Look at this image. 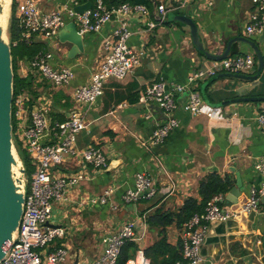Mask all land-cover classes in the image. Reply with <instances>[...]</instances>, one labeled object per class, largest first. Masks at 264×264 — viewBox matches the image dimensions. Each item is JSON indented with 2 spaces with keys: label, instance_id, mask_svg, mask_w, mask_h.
<instances>
[{
  "label": "crops",
  "instance_id": "1",
  "mask_svg": "<svg viewBox=\"0 0 264 264\" xmlns=\"http://www.w3.org/2000/svg\"><path fill=\"white\" fill-rule=\"evenodd\" d=\"M85 1L78 2L82 5ZM119 1L123 0H109L114 3ZM136 2L149 10L148 21H159L160 6H164L168 14L191 18L205 51L210 55L220 56L231 39L245 38L257 42L264 58V43L258 42L261 35L248 37L245 31L248 16L255 10L251 0H222L218 6L215 3L209 6L207 0H193L184 7H180V0ZM63 3L64 0H48L42 6L46 10H54L62 7ZM114 5L111 7L117 8ZM72 22L68 20L66 26ZM66 26L59 36L63 31L69 35ZM116 26V23H111L97 33L84 35V53L74 59L68 57L72 48L70 43L63 44L64 49L59 53L55 52V67L71 68L75 79L70 87L51 89L49 85H44L43 90H48L53 103L50 113L53 121L60 122L54 119L58 110L63 109L61 115L66 121L76 109L74 90L87 84L101 66L104 43L113 37ZM128 28L133 33L129 46L146 53L142 64L125 79L108 81L104 95L86 117L87 130L77 136L76 142L79 151L90 146L101 148L111 168L95 171L78 156L55 169V176L80 172L85 176L81 184L69 189L66 203L54 205L49 223L50 226L67 229L66 237L56 240L53 248H66L69 263L89 264L99 259L104 252L103 238L117 233L128 221L136 223L137 240L134 243L139 246L138 249L145 251L159 239V229L150 227L146 222L147 213L141 212L145 203L134 205L123 201L125 192L135 187L138 173L151 175L158 188L156 200L166 211L180 210L191 198L201 202L200 183L213 172L221 177L232 176L234 186L236 172L240 173L243 189L236 204L229 205L232 201L228 202L231 207L247 201L251 189L259 187L263 180L254 167L264 157V132L256 122L260 105L264 102H239L222 107L221 114L229 116V120L192 117L178 110L175 119L180 125L171 131L164 143L144 145L152 136L156 124L166 121L167 116L156 105H151L148 113L139 103L142 93L159 80L184 84L191 72L210 65L214 60L196 50L190 28L180 22L164 23L146 31V20L130 16ZM59 43L58 38L54 49H59ZM253 52L248 44L236 42L230 56ZM258 67L250 75H257L253 81L220 76L201 83L199 92L203 97L204 89L209 101L215 105L244 97H264V68L258 73ZM222 74L228 73L219 75ZM234 112H238V116H232ZM110 187L115 188L110 201L107 204L97 202V198ZM182 228L176 225L168 228L171 245L182 242ZM203 255L217 264H264L263 219L253 214L214 224L203 246Z\"/></svg>",
  "mask_w": 264,
  "mask_h": 264
},
{
  "label": "built area",
  "instance_id": "2",
  "mask_svg": "<svg viewBox=\"0 0 264 264\" xmlns=\"http://www.w3.org/2000/svg\"><path fill=\"white\" fill-rule=\"evenodd\" d=\"M14 1V0H13ZM16 16L22 30L21 41L30 45L33 41H41L44 46L30 59L17 62L19 79H33L34 92L23 91L15 95L12 103L13 144L18 153L21 166L26 170L18 147L30 159L33 171L25 173L24 211L16 236L7 248V254L0 264H81L69 263V252L64 247L53 248L55 241L64 239L67 229L62 226H50L55 204L68 201L70 188L76 187L85 176L83 172L68 176H55V169L63 166L69 159L81 157L83 163L92 166L93 170L101 171L108 167V157L104 151L90 146L79 151L76 146L77 136L87 130L86 117L90 109L104 95L109 80H123L136 68L140 67L145 56L142 50L129 46L128 41L133 35L128 28V18L139 16L146 20V31L164 24L167 20V9L158 8L159 21H148L149 10L144 5L123 4L109 9L103 0H86L91 8L84 13L75 12L78 0H64L62 7L46 10L43 3L48 0H15ZM193 0H180V7ZM255 11L247 19L245 31L248 37L262 35L264 32V0H251ZM209 6L213 0H207ZM84 3V4H85ZM83 5V4H82ZM72 20L81 36L101 31L106 25L116 23L113 37L104 43L105 54L101 66L91 75L90 81L74 90L76 109L64 122L53 121L51 118L52 101L48 90L70 87L75 79L74 71L68 67L57 68L54 46L60 31ZM258 61L255 53L238 54L221 61H212L188 75L184 84L169 83L159 80L152 83L142 93L139 103L150 113L151 105L158 106L167 116L166 121L158 122L145 146L161 145L169 137L171 131L180 125L175 113L182 110L192 117L205 116L208 119L221 117L222 108H213L206 104L199 86L221 74L252 75ZM41 85V86H39ZM48 86V87H49ZM49 89V88H48ZM238 116V112L231 113ZM256 122L264 132V103L260 105ZM262 177L259 187L251 189L247 201L237 207L225 204V196H214L206 205L202 214L194 215L182 228V259L174 264H217L203 255V246L210 228L217 223L234 221L242 216L258 215L264 221V157L254 167ZM115 188L105 190L97 198L101 204H107L112 198ZM158 194V188L147 172L138 173L135 187L128 189L123 195L126 204L137 205L143 200H152ZM136 223L128 221L115 234H109L102 240L104 252L96 261L89 264H119L121 250L127 242H134ZM126 264H151L143 249H138L135 256Z\"/></svg>",
  "mask_w": 264,
  "mask_h": 264
},
{
  "label": "water",
  "instance_id": "3",
  "mask_svg": "<svg viewBox=\"0 0 264 264\" xmlns=\"http://www.w3.org/2000/svg\"><path fill=\"white\" fill-rule=\"evenodd\" d=\"M221 1L214 0V3L218 6ZM12 5L13 0H0V262L5 258L7 248H9L16 236L23 215L25 194L24 175L26 173V170L20 164V158L13 144L12 103L15 91V72L8 30L6 29L5 23L2 22L3 19H6V10L8 7H10V13H12ZM91 6L92 4L90 2L76 6L75 12L82 14L90 9ZM8 21H10L9 18ZM172 22H180L189 27L196 50L210 60L221 61L230 57L232 46L236 42L248 44L254 50L258 60V73H261L263 70L264 58L257 42L245 38H234L228 42L227 48L222 55L214 56L205 51L198 35L197 26L191 18L169 13L164 23L169 24ZM65 29L70 32L69 35L63 31L59 36V40L62 44H72L68 57L74 59L77 55L84 53L83 36L78 33L77 26L73 22L66 26ZM258 42L260 44L264 43V32L259 37ZM220 76L233 77L246 81L257 79V75L222 74L213 77L212 80ZM202 91L206 104L213 108H222L229 104L239 102H264V97H244L215 105L209 101L204 93V89ZM108 168L110 169L111 165ZM236 176V185L231 189L227 197H225L226 205L230 201L232 202L229 205L236 204L243 189L240 173L236 172Z\"/></svg>",
  "mask_w": 264,
  "mask_h": 264
},
{
  "label": "trees",
  "instance_id": "4",
  "mask_svg": "<svg viewBox=\"0 0 264 264\" xmlns=\"http://www.w3.org/2000/svg\"><path fill=\"white\" fill-rule=\"evenodd\" d=\"M78 1L80 3H83L85 0ZM103 1L109 9H111V6H113L114 4H116V7H119L126 3L131 5L138 4L136 0H123L117 3L109 2V0ZM16 8L17 3L14 0L12 5L11 18L8 26V37L11 43L13 68L15 72V95L23 91H29L32 93L34 92L32 78L19 79V77L17 76V62L19 60H30L44 46V43L41 41H33V43H31L30 45L21 41L22 30L19 26V20L16 16ZM238 54L240 53H235L232 55V57ZM62 111L63 109L58 110V112L54 113V119H58L60 120V122L65 121L63 115H61ZM18 150L20 157L26 166V173L29 175L33 171L30 159L25 151H23L19 147ZM234 183L235 181L232 176L226 175L224 177H221L217 172H213L200 183L199 195L201 198V202H198L196 199L191 198L187 200L185 205L178 211H166L163 208V205L159 206L161 202L156 200L157 196L152 200H143L142 202L138 203H145V207L141 210V212L144 214L147 213V224L152 228L156 227L159 229V239L152 245L148 246L144 251L146 256L150 259L151 264H174L176 261L181 260L182 242L180 241L176 246L171 245L168 242V228L172 225H176L178 228H182L183 225L194 215L204 213L207 203L214 196L220 194L225 196L227 193H229L233 188ZM138 248L139 246L136 243L130 241L127 242L121 250L119 264H126L128 260L135 256Z\"/></svg>",
  "mask_w": 264,
  "mask_h": 264
},
{
  "label": "rangeland",
  "instance_id": "5",
  "mask_svg": "<svg viewBox=\"0 0 264 264\" xmlns=\"http://www.w3.org/2000/svg\"><path fill=\"white\" fill-rule=\"evenodd\" d=\"M6 11H7V12H6L7 15H6V19H5V25H6V29L8 30V26H9L8 18L10 19V16H11V13H10V7H8ZM57 45H59V49H58V50L53 49V50H54V52L59 53L60 51H62V50L64 49V47H63V44H61V43H59V44H57ZM57 48H58V46H57ZM185 83H186V82H185ZM173 130H174V129H173Z\"/></svg>",
  "mask_w": 264,
  "mask_h": 264
},
{
  "label": "bare ground",
  "instance_id": "6",
  "mask_svg": "<svg viewBox=\"0 0 264 264\" xmlns=\"http://www.w3.org/2000/svg\"><path fill=\"white\" fill-rule=\"evenodd\" d=\"M2 22L5 23V20L3 19Z\"/></svg>",
  "mask_w": 264,
  "mask_h": 264
}]
</instances>
